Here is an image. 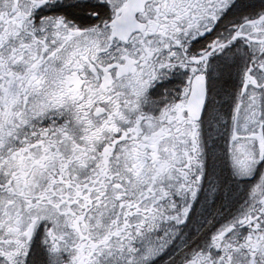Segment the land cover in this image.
Wrapping results in <instances>:
<instances>
[{"label":"snow or ice","instance_id":"snow-or-ice-1","mask_svg":"<svg viewBox=\"0 0 264 264\" xmlns=\"http://www.w3.org/2000/svg\"><path fill=\"white\" fill-rule=\"evenodd\" d=\"M0 264H264V0H0Z\"/></svg>","mask_w":264,"mask_h":264}]
</instances>
